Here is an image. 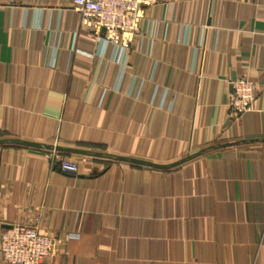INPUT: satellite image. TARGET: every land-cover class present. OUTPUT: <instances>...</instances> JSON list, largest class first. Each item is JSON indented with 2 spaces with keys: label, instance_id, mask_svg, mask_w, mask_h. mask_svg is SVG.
I'll list each match as a JSON object with an SVG mask.
<instances>
[{
  "label": "crops",
  "instance_id": "crops-1",
  "mask_svg": "<svg viewBox=\"0 0 264 264\" xmlns=\"http://www.w3.org/2000/svg\"><path fill=\"white\" fill-rule=\"evenodd\" d=\"M7 138L41 146L0 143V240L39 216L41 264H264V0H142L117 43L74 0H0Z\"/></svg>",
  "mask_w": 264,
  "mask_h": 264
},
{
  "label": "built area",
  "instance_id": "built-area-1",
  "mask_svg": "<svg viewBox=\"0 0 264 264\" xmlns=\"http://www.w3.org/2000/svg\"><path fill=\"white\" fill-rule=\"evenodd\" d=\"M75 8L96 26L104 28L106 40L117 43L121 35L132 37L139 32L142 0H74ZM256 83L247 76L232 81L228 106L233 117L241 116L254 106ZM57 166L77 174L79 167L71 158H60ZM12 224L1 233L0 252L10 264H41L56 251V239L42 231L37 221Z\"/></svg>",
  "mask_w": 264,
  "mask_h": 264
},
{
  "label": "water",
  "instance_id": "water-1",
  "mask_svg": "<svg viewBox=\"0 0 264 264\" xmlns=\"http://www.w3.org/2000/svg\"><path fill=\"white\" fill-rule=\"evenodd\" d=\"M5 142H15V143H30L32 145H35V146H41V144H38V143H35V142H27V141H23L21 139H15V138H7V139H1L0 140V143H5ZM67 150H70L69 148H66ZM203 151L199 152L202 153Z\"/></svg>",
  "mask_w": 264,
  "mask_h": 264
}]
</instances>
